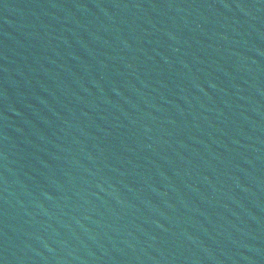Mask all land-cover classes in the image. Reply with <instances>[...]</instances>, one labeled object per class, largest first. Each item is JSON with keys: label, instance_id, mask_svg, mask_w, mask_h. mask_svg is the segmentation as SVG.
<instances>
[{"label": "water", "instance_id": "1", "mask_svg": "<svg viewBox=\"0 0 264 264\" xmlns=\"http://www.w3.org/2000/svg\"><path fill=\"white\" fill-rule=\"evenodd\" d=\"M0 264H264V0H0Z\"/></svg>", "mask_w": 264, "mask_h": 264}]
</instances>
